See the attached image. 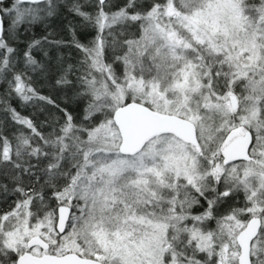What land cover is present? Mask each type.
I'll return each instance as SVG.
<instances>
[{
	"label": "snow or ice",
	"instance_id": "obj_1",
	"mask_svg": "<svg viewBox=\"0 0 264 264\" xmlns=\"http://www.w3.org/2000/svg\"><path fill=\"white\" fill-rule=\"evenodd\" d=\"M0 264H264V0H0Z\"/></svg>",
	"mask_w": 264,
	"mask_h": 264
},
{
	"label": "trees",
	"instance_id": "obj_2",
	"mask_svg": "<svg viewBox=\"0 0 264 264\" xmlns=\"http://www.w3.org/2000/svg\"><path fill=\"white\" fill-rule=\"evenodd\" d=\"M25 114H27V111H25Z\"/></svg>",
	"mask_w": 264,
	"mask_h": 264
}]
</instances>
